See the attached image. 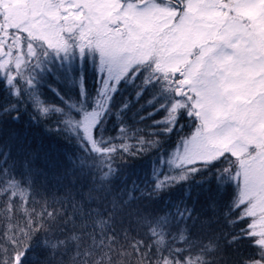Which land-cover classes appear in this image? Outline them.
<instances>
[{
	"label": "trees",
	"instance_id": "16d2710c",
	"mask_svg": "<svg viewBox=\"0 0 264 264\" xmlns=\"http://www.w3.org/2000/svg\"><path fill=\"white\" fill-rule=\"evenodd\" d=\"M27 72L0 75V264H264L228 177L239 158H171L198 124L174 75L133 65L87 138L96 61Z\"/></svg>",
	"mask_w": 264,
	"mask_h": 264
},
{
	"label": "rangeland",
	"instance_id": "374dc122",
	"mask_svg": "<svg viewBox=\"0 0 264 264\" xmlns=\"http://www.w3.org/2000/svg\"><path fill=\"white\" fill-rule=\"evenodd\" d=\"M227 7L233 16L225 19ZM250 29L264 32V0H185L181 8L151 0H0V75L27 82L42 61L94 59L96 106L82 121L91 138L109 91L133 65L151 60L170 72L198 120L171 158L238 157L228 177L264 247V56Z\"/></svg>",
	"mask_w": 264,
	"mask_h": 264
},
{
	"label": "flooded vegetation",
	"instance_id": "af4514ba",
	"mask_svg": "<svg viewBox=\"0 0 264 264\" xmlns=\"http://www.w3.org/2000/svg\"><path fill=\"white\" fill-rule=\"evenodd\" d=\"M228 8V7H227ZM226 8V10H225V13H224V15H225V17H227L228 16V14L229 15H232L231 13H229V9H231V8H228L227 9ZM236 17L235 18H238V19H241L242 18V15H240V16H237L236 14H234ZM233 16V15H232ZM251 30V29H250ZM252 32H255V35L257 34V36H258V38H259V40H258V44H259V50L262 52V54H263V56H264V32L261 30H251ZM260 35H261V37H260ZM261 54V55H262ZM247 100H248V98H247Z\"/></svg>",
	"mask_w": 264,
	"mask_h": 264
}]
</instances>
